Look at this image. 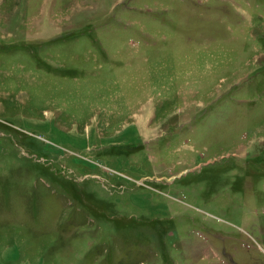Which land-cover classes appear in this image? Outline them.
<instances>
[{
	"label": "rangeland",
	"instance_id": "1",
	"mask_svg": "<svg viewBox=\"0 0 264 264\" xmlns=\"http://www.w3.org/2000/svg\"><path fill=\"white\" fill-rule=\"evenodd\" d=\"M0 264H264V0H0Z\"/></svg>",
	"mask_w": 264,
	"mask_h": 264
}]
</instances>
